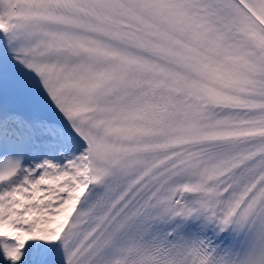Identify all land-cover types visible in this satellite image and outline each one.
I'll return each instance as SVG.
<instances>
[{
	"label": "snow or ice",
	"instance_id": "1",
	"mask_svg": "<svg viewBox=\"0 0 264 264\" xmlns=\"http://www.w3.org/2000/svg\"><path fill=\"white\" fill-rule=\"evenodd\" d=\"M0 264H264V0H0Z\"/></svg>",
	"mask_w": 264,
	"mask_h": 264
}]
</instances>
